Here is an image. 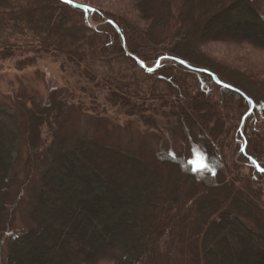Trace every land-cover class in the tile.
<instances>
[{
  "label": "trees",
  "instance_id": "trees-1",
  "mask_svg": "<svg viewBox=\"0 0 264 264\" xmlns=\"http://www.w3.org/2000/svg\"><path fill=\"white\" fill-rule=\"evenodd\" d=\"M132 1L139 19L80 0H0L4 54L22 35L35 51L63 56L93 103L103 87L105 101L130 111L158 101L180 124L190 104V130L211 142L196 146L194 164L135 156L71 133L83 108L74 94L20 90L12 106L0 104V241L15 227L9 196L21 161L29 223L12 233L2 264H175L184 244L189 264H264V65L219 62L205 50L219 42L264 51L262 0ZM82 6L102 25L90 26ZM165 56L174 62L152 72L141 64Z\"/></svg>",
  "mask_w": 264,
  "mask_h": 264
},
{
  "label": "rangeland",
  "instance_id": "rangeland-1",
  "mask_svg": "<svg viewBox=\"0 0 264 264\" xmlns=\"http://www.w3.org/2000/svg\"><path fill=\"white\" fill-rule=\"evenodd\" d=\"M80 1L98 5L101 9L103 8L115 15L120 14L131 19H139L140 13L132 0ZM260 6L264 8V0H262ZM82 8L90 26L99 27L102 25V22L95 20L93 8L89 6H82ZM17 38L19 39L16 41L18 45L8 51H11L12 54H4L6 45H3L0 41V104L12 106L17 93L24 89H27L32 94L38 91L36 95L40 94L44 97L49 96V94L53 95V93L58 95L62 93L61 90H67V93L75 95V103L83 106L82 109H77L76 111L79 116H77V119L70 127L72 134L90 135L95 133V136L104 137L111 146L128 151L135 156H142V154L154 156L162 153L166 156H174L185 164H194L199 160L198 147L196 146L206 147L211 142L202 135V129L200 131L190 130V123L194 121V113L190 104L184 107L188 114L187 117H183L180 111L179 119L182 123L180 124L176 117L172 115H175V113H169L171 116L167 114L168 117L163 114V112L170 110L168 107L162 106L158 101L148 100L145 105L146 111H139L138 109L130 111L131 109L127 110L126 107L118 103L105 101L103 95H107V89L103 87L99 88L101 89L99 102L93 103L90 96L91 90L87 87L86 89H81L82 85L87 84V81L85 77L79 76L75 64L70 63L68 60L64 61L65 58L63 56L57 57L35 51L26 45L22 40L24 38L22 35H16L15 39ZM205 50L213 59L219 62L231 65H244L243 62H247L248 56H251L258 63H263L264 65V51L244 49L219 42L207 43ZM30 56L35 57L34 63L26 62L20 65L21 60ZM163 62H174V58L165 56L162 59ZM255 63L258 64L257 62ZM141 64L145 66L146 63L141 62ZM146 70L149 72L153 71ZM216 79L219 81V78ZM78 80L80 81L78 82ZM250 103L252 107V102L250 101ZM89 105H91L90 107L93 106L94 109L89 110ZM143 117L156 120L157 125H147ZM245 120L242 122L240 134L243 133ZM212 136L214 137V134ZM241 145L243 146V151H245L246 142L244 140H241ZM235 159L240 162L239 154H236ZM252 163L258 165L257 162ZM224 164H219L222 170H226ZM196 168L197 166H195ZM243 172H248L246 165ZM14 181L9 201H11V209L17 206L15 227H12L4 239L0 241V264L5 260L10 240L13 237L12 233L20 232L27 226V222L29 223L28 200L32 189L30 184L24 183L25 171L22 161L18 164L17 179ZM178 249L175 264H189L191 246L184 244Z\"/></svg>",
  "mask_w": 264,
  "mask_h": 264
},
{
  "label": "water",
  "instance_id": "water-1",
  "mask_svg": "<svg viewBox=\"0 0 264 264\" xmlns=\"http://www.w3.org/2000/svg\"><path fill=\"white\" fill-rule=\"evenodd\" d=\"M161 63V59L158 61V65ZM252 102V106H254V102L253 101H251Z\"/></svg>",
  "mask_w": 264,
  "mask_h": 264
},
{
  "label": "snow or ice",
  "instance_id": "snow-or-ice-1",
  "mask_svg": "<svg viewBox=\"0 0 264 264\" xmlns=\"http://www.w3.org/2000/svg\"><path fill=\"white\" fill-rule=\"evenodd\" d=\"M262 170H264V169H262Z\"/></svg>",
  "mask_w": 264,
  "mask_h": 264
}]
</instances>
